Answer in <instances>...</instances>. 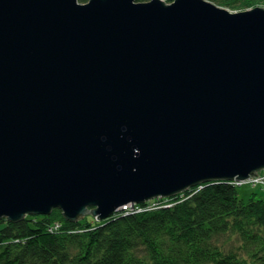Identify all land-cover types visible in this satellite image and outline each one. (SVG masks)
<instances>
[{"label":"water","instance_id":"water-1","mask_svg":"<svg viewBox=\"0 0 264 264\" xmlns=\"http://www.w3.org/2000/svg\"><path fill=\"white\" fill-rule=\"evenodd\" d=\"M264 171V8L0 0V220H105Z\"/></svg>","mask_w":264,"mask_h":264},{"label":"trees","instance_id":"trees-1","mask_svg":"<svg viewBox=\"0 0 264 264\" xmlns=\"http://www.w3.org/2000/svg\"><path fill=\"white\" fill-rule=\"evenodd\" d=\"M208 1L233 12L264 8V0ZM239 187L209 182L95 223L69 222L59 209L4 218L0 264H264V198L256 191L246 201Z\"/></svg>","mask_w":264,"mask_h":264},{"label":"rangeland","instance_id":"rangeland-1","mask_svg":"<svg viewBox=\"0 0 264 264\" xmlns=\"http://www.w3.org/2000/svg\"><path fill=\"white\" fill-rule=\"evenodd\" d=\"M162 1L166 2L167 4H169V3H172L174 0L172 2H170L169 0H162ZM238 190H239V193H240L241 197L243 199H245L246 201H248L249 198L252 196V194L254 192H256V191H257V193L259 195H261V197L264 198V186H260L259 187L258 185L257 186L245 185V186L239 187ZM82 221H84V222L89 221L91 223H95L94 222V217H92V216H87Z\"/></svg>","mask_w":264,"mask_h":264},{"label":"built area","instance_id":"built-area-1","mask_svg":"<svg viewBox=\"0 0 264 264\" xmlns=\"http://www.w3.org/2000/svg\"><path fill=\"white\" fill-rule=\"evenodd\" d=\"M235 185L238 186H245V185H262L264 184V176L260 175L258 178H250L247 181H241V182H232ZM155 204H153L151 207H154ZM136 209L137 211L141 212V209H139L136 205L134 204H128L126 206H124L120 211L124 210V211H128V210H134Z\"/></svg>","mask_w":264,"mask_h":264},{"label":"crops","instance_id":"crops-1","mask_svg":"<svg viewBox=\"0 0 264 264\" xmlns=\"http://www.w3.org/2000/svg\"><path fill=\"white\" fill-rule=\"evenodd\" d=\"M262 173H264V172H262ZM262 173H261V174H262Z\"/></svg>","mask_w":264,"mask_h":264}]
</instances>
